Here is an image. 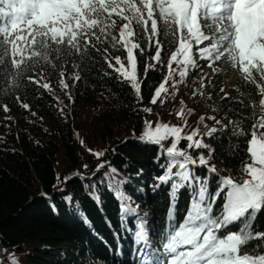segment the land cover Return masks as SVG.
Segmentation results:
<instances>
[{"label": "snow or ice", "instance_id": "6c2138e0", "mask_svg": "<svg viewBox=\"0 0 264 264\" xmlns=\"http://www.w3.org/2000/svg\"><path fill=\"white\" fill-rule=\"evenodd\" d=\"M92 52L99 53L111 69L105 76L114 73L119 82H127L138 104L143 102L142 85L150 70L167 69L150 100L152 105L159 101L161 106L175 98L180 85L187 86L193 70L202 71L207 66L216 76L222 73L219 64H226L239 73L246 88L240 95L247 96V106L252 109L245 117L252 121L250 127L246 128L243 120L223 125L215 115H202L198 124L205 131L197 126L185 133L190 127L188 117L195 110L187 108L183 100L176 113L184 121L182 126L157 121L153 128V122L145 120V130L137 138L158 146L166 158L159 164L161 174L149 185L153 193L162 186L168 188L165 227L158 237L153 238L147 214H140L139 205L133 206L125 189L130 174L123 175L108 162L98 164L96 171L108 167L104 173L107 190L118 202L120 228L131 233L139 264H264V231L257 225L264 213V0H0V94H8L26 79L53 95L57 105H63L52 79L59 69L56 86L74 102L67 81L74 87L82 80L78 61ZM146 53H151V63L143 60ZM71 57L77 60L70 61ZM69 63L74 69L71 73L66 69ZM205 79L206 75L199 89L193 90V98H211L204 91ZM223 99H228L227 93ZM15 100L29 110L18 95ZM239 102L244 103L243 99ZM0 109L10 111L7 104ZM64 110L59 108L62 114ZM141 110L152 113L149 107ZM206 119L221 128L209 127ZM229 125L231 135L244 138L246 145L239 176L223 175L224 170L211 163L215 149L205 142V137L215 138ZM182 141L187 142L185 147H180ZM81 144L84 146L83 141ZM88 151L97 159L105 155L104 150ZM200 168L203 176L197 173ZM212 176L216 178L214 189ZM91 187L92 198L99 202L97 185ZM183 190L188 191L189 206L181 216L178 204ZM67 199L71 202V197ZM82 222L91 227L86 215ZM116 251L119 254V247ZM9 259L18 264L15 257Z\"/></svg>", "mask_w": 264, "mask_h": 264}, {"label": "trees", "instance_id": "16d2710c", "mask_svg": "<svg viewBox=\"0 0 264 264\" xmlns=\"http://www.w3.org/2000/svg\"><path fill=\"white\" fill-rule=\"evenodd\" d=\"M150 56L151 53H146L143 60L151 63ZM72 60L77 58L71 57ZM78 62L82 65L79 70L82 80L74 87L71 80L67 81L74 102L56 86L59 69L53 72L52 79L55 94L63 100V105H57L53 95L26 79L8 94H0V105L7 104L10 109L6 113L0 109V264H11L10 256L15 257L18 264H131L125 260L133 257L132 246L136 245L131 233L120 228L118 202L107 190L104 180L108 167L96 171L101 162H108L125 176L130 174V183L125 189L133 199V206L139 205L140 214H147L148 228L154 239L165 227L168 188L162 186L153 193L149 185L154 183V176L161 174L159 164L166 158L158 146L137 137L145 130V120L152 121L153 128L157 121L175 126L184 123L176 116L182 100L178 94L163 106L159 101L155 105L150 103L167 69L147 73L142 85L144 99L138 104L127 82H119L114 73L104 75L111 69L99 53L92 52L90 57ZM143 67V64L139 67L141 76ZM66 69L69 73L74 70L71 63ZM199 72H191L187 87H191V81ZM225 82L219 76L207 80L204 91L210 93L211 98L199 95L201 103L188 117L190 127L184 129L185 133L197 126L201 132L205 131L203 125L198 124L202 115H215L223 125H228L229 120H243L244 126L250 127L252 121L245 117L251 115L252 109L247 106V96L240 95L246 91L241 78L235 89H229L228 99H223L225 94L220 91ZM195 85L199 88L200 82L195 81ZM182 87L185 85L179 86ZM17 95L30 106L29 110L17 103ZM241 99L243 104L239 102ZM60 107L65 108L63 114ZM144 107L152 109V116L141 110ZM205 123L221 128L213 120L206 119ZM230 129L229 125L228 130L218 132L215 138L205 137V142L215 149L211 163L224 170L223 175L239 176L238 168L246 155L242 149L246 145L244 138L232 136ZM170 143V140L165 142ZM186 143L182 141L180 147H185ZM232 148L236 149L235 153ZM88 149L104 150L105 155L97 159ZM84 165H88L87 169ZM141 169L142 174L137 175ZM198 174L203 176L204 169H199ZM211 180L214 189L215 176ZM93 184L97 185L99 202L91 196ZM183 195L186 198L180 195L178 204L181 216L189 206L188 191H183ZM83 215L91 227L82 222ZM257 225L264 231V213L260 214Z\"/></svg>", "mask_w": 264, "mask_h": 264}, {"label": "rangeland", "instance_id": "374dc122", "mask_svg": "<svg viewBox=\"0 0 264 264\" xmlns=\"http://www.w3.org/2000/svg\"><path fill=\"white\" fill-rule=\"evenodd\" d=\"M219 67L222 69V74L228 75L227 85H234L238 81V75L234 72L230 71L225 64H219ZM205 72L210 76L212 74V70L210 68H206ZM228 87V86H227ZM227 87H224V91L227 90ZM192 87H182L179 88L178 95L182 98L185 104L189 105L190 108L196 110L198 108L199 103H201V99L199 95H196L194 98L192 97L193 93ZM152 116V113L149 114Z\"/></svg>", "mask_w": 264, "mask_h": 264}]
</instances>
